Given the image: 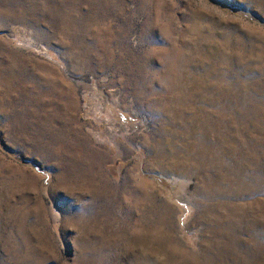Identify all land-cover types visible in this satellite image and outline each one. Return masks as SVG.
I'll return each mask as SVG.
<instances>
[{
  "label": "rangeland",
  "instance_id": "obj_1",
  "mask_svg": "<svg viewBox=\"0 0 264 264\" xmlns=\"http://www.w3.org/2000/svg\"><path fill=\"white\" fill-rule=\"evenodd\" d=\"M0 264H264V0H0Z\"/></svg>",
  "mask_w": 264,
  "mask_h": 264
}]
</instances>
